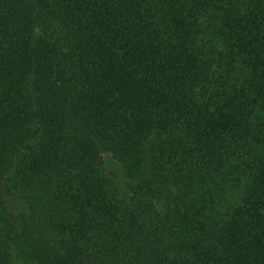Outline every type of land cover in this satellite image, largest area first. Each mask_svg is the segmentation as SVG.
I'll return each mask as SVG.
<instances>
[{"label":"trees","instance_id":"trees-1","mask_svg":"<svg viewBox=\"0 0 264 264\" xmlns=\"http://www.w3.org/2000/svg\"><path fill=\"white\" fill-rule=\"evenodd\" d=\"M14 258L264 264V0H0Z\"/></svg>","mask_w":264,"mask_h":264},{"label":"rangeland","instance_id":"rangeland-1","mask_svg":"<svg viewBox=\"0 0 264 264\" xmlns=\"http://www.w3.org/2000/svg\"><path fill=\"white\" fill-rule=\"evenodd\" d=\"M105 160H104V167L105 171L112 176V179L117 183V187L119 189H122L125 191V175L124 172L121 168V165L119 162H117L114 158H112L109 154L104 155ZM7 200H8V206L9 209L15 213L18 212V209L20 208L19 202L15 199L14 195L12 193L7 194ZM14 263L15 264H31V263H26L23 262L22 260L18 258H14Z\"/></svg>","mask_w":264,"mask_h":264}]
</instances>
